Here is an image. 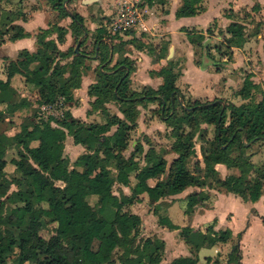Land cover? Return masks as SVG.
Wrapping results in <instances>:
<instances>
[{"label": "crops", "instance_id": "crops-1", "mask_svg": "<svg viewBox=\"0 0 264 264\" xmlns=\"http://www.w3.org/2000/svg\"><path fill=\"white\" fill-rule=\"evenodd\" d=\"M63 4L64 11H74L81 16L85 29L80 36L85 38L80 47L85 66L81 65L79 86L71 90V101L58 97L52 101V109L39 114L40 108L35 100L40 92L48 90L51 80L36 76L37 62H18L21 73L13 74L9 85L15 91V98L27 103L16 108L11 115L6 114V104L0 103V115H4L0 118V126L5 125L0 127V132L7 136L17 133L25 119L33 122L49 119L53 128L59 127L57 121L61 119L102 123L104 118L99 109L92 107L95 97L87 93V88L95 83L97 69L105 63L111 67L121 57L131 61L128 80L132 91L139 92L143 88L157 91L163 84L161 71L167 70L170 75H175L173 85L182 105L183 101L202 103L215 98L225 104L237 105L242 102L239 90L244 84L256 85L255 95L259 98L264 96V0H199L196 14L178 18L174 12L181 0H165L163 4H143L141 0H68ZM124 5L131 6L127 9L134 11L136 21L129 28L113 32L112 24ZM242 12L245 19L241 17ZM232 22L240 24L243 30L241 37L230 40L226 27ZM69 25L70 18L51 7L48 0H0V79L5 80L6 63L15 61L19 52L33 53L36 50L39 29L46 30L45 41L54 42L59 52L67 53V57L58 60L59 64L67 65L72 59L70 50L75 51V46L78 47ZM10 26L22 28L26 35L8 40L10 30L7 29ZM250 28L254 30L245 33ZM130 39L142 46L133 45ZM99 40L108 48L107 60L100 65L97 59ZM67 75L68 72L63 74L64 77ZM103 105L110 115L124 120L118 104L109 101ZM158 107L156 101L135 106V126L129 130L127 146L121 155L131 157L137 163V170L127 176L126 184L113 183L111 192L117 197L130 196L137 181L142 180L148 187H153L157 180L163 178L161 175L156 178L142 174L149 149L166 161V167L177 156L172 149L170 128L160 119ZM34 112L37 118L32 116ZM196 125L203 130L205 139L213 137L211 125L202 121H197ZM28 129L31 136L26 145L35 147L40 129L30 126ZM114 130L115 126H111L107 134ZM62 131L65 133L62 156L71 164L87 149L84 145L75 144L72 137ZM163 133L169 143L161 147L159 137ZM197 133L192 138L194 153L188 157L185 166L200 178V183L164 197L154 192H141L130 204L122 206L121 211L139 217L138 238L157 239L163 243L159 261L155 264H170L177 257L190 255L189 247L178 234L183 227L202 234L209 232L214 239L213 244L203 245L197 250L196 264H264V196H259L254 202L243 201L233 193L210 186L211 179L238 176L239 171L222 163L205 166L199 152L201 141ZM262 145L252 147L254 154L249 157L253 165L251 175L260 172L264 175V157L256 154ZM12 157L14 149L3 153L6 164L1 177L6 180L14 172V166L8 162ZM55 184L62 186L60 181ZM12 190L14 186L10 185L9 191ZM96 202L94 195L85 197L88 207H93ZM97 208L105 220L112 219L113 210L109 206L100 204ZM108 214L111 215L109 220L106 218ZM93 243L95 247L96 241ZM115 264L120 263L116 261Z\"/></svg>", "mask_w": 264, "mask_h": 264}, {"label": "trees", "instance_id": "trees-1", "mask_svg": "<svg viewBox=\"0 0 264 264\" xmlns=\"http://www.w3.org/2000/svg\"><path fill=\"white\" fill-rule=\"evenodd\" d=\"M48 1L51 7L70 18L69 28L74 42L78 41V47L76 51L70 50L71 61L61 65L58 60L67 57V53L59 52L54 42L45 41L46 30L39 29L36 50L33 53L19 52L15 61L6 63L5 80L0 79V103L6 104V114L11 115L16 108L27 103L23 99L18 101L9 85L11 76L21 73L17 66L20 61L37 62L36 76L51 80L48 90L40 92L35 100L39 108L58 97L71 101V90L79 86L84 65V56L80 51L85 40L80 37L85 32L82 18L74 11L63 10L62 4L68 0ZM141 1L143 4L165 2ZM198 2L181 0L174 16L196 14L199 11ZM2 12L7 15V12ZM7 30H10V41L26 35L18 26H10ZM58 30L63 33L62 29ZM242 30L243 27L235 22L226 27L230 40L241 37ZM129 42L142 46L133 39ZM107 51V46L99 40V65L107 60ZM262 51L264 55V41ZM130 70L131 61L126 57L117 59L111 67L105 63L96 70L95 83L88 86L87 93L95 97L91 105L99 109L104 118L102 123L61 119L57 121L59 127L53 128L49 119L35 122L25 119L17 133L7 136L0 132V264L157 263L163 243L157 239L138 238L139 217L122 212L121 208L130 204L141 192H154L164 197L178 193L188 185L200 183V178L185 166L188 157L194 153L192 138L195 132H198L201 141L199 152L205 166L222 163L239 171L238 176L211 179L210 186L233 193L243 201L254 202L259 196H264V175L261 172L251 175L253 165L249 162V157L254 154L252 147L264 143V96L255 98L256 85H243L239 90L242 102L237 105L225 104L215 98L202 103L197 100L183 101L180 106L178 90L173 85L174 74L162 70L163 84L157 91L143 88L136 92L129 88ZM65 72H68L66 77L63 76ZM109 101L120 106L124 120L107 112L103 104ZM152 101L158 103L160 119L170 128L172 149L177 156L166 167V161L149 149L142 174L156 178L161 175L163 178L157 180L153 187H148L142 180L137 181L131 188L130 196L117 197L111 192L113 183L126 184L127 176L137 170V163L131 157L121 155L127 146L129 130L135 126V106ZM38 113H41L40 110ZM32 116L37 118L36 112ZM2 117L4 115L1 114ZM197 121L212 126L213 137L210 140L205 139L203 130L197 128ZM29 126L40 129L35 147L26 145L31 136ZM111 126H115V130L107 134ZM62 129L75 144L84 145L87 149L71 164L62 156L65 136ZM8 149H14V157L8 161L14 166V172L6 180L1 177V172L6 164L3 153ZM262 163L264 165V160ZM56 181H60L62 186L56 185ZM10 185L14 186V190L9 191ZM87 195L97 197L93 207L85 203ZM100 204L113 210L110 221L102 217L97 208ZM47 225H51V231L45 238L40 231ZM178 234L189 247L190 255L177 257L170 264H196L197 250L214 243L209 232L202 234L183 227Z\"/></svg>", "mask_w": 264, "mask_h": 264}, {"label": "built area", "instance_id": "built-area-1", "mask_svg": "<svg viewBox=\"0 0 264 264\" xmlns=\"http://www.w3.org/2000/svg\"><path fill=\"white\" fill-rule=\"evenodd\" d=\"M135 21H136V14L134 13V11H132V9L124 8L122 11L118 13L117 18L114 20L112 24L111 30H113L114 32L115 29L129 28L135 23ZM180 106H182V104H180ZM52 108H53V103L44 104L40 106V112L46 113Z\"/></svg>", "mask_w": 264, "mask_h": 264}, {"label": "rangeland", "instance_id": "rangeland-1", "mask_svg": "<svg viewBox=\"0 0 264 264\" xmlns=\"http://www.w3.org/2000/svg\"><path fill=\"white\" fill-rule=\"evenodd\" d=\"M121 4L123 3V2H120ZM127 3V2H126ZM127 5H130V4H127ZM128 7H131V6H126V5H124L123 6V8L122 9H126V8H128ZM122 9L120 8V11H122ZM238 19L240 18V16H236ZM241 17L243 18V19H245V17H244V12H242L241 13ZM259 19V18H258ZM253 21H255V20H253ZM261 29V28H260ZM263 29V28H262ZM254 30V28H250L249 29V31H245V33H250V31H253ZM261 33V32H260ZM262 34H263V36H264V32H262ZM77 43V42H76ZM258 61H256V63H257ZM256 96V95H255ZM257 98H259V96L257 95L256 96ZM177 111H178V109H177ZM2 127H4L5 125L4 124H2L1 125ZM0 126V127H1ZM164 136H165V134L163 133V134H160V137L159 138H161V140H162V142L160 143V145H162L161 147H163V145H165V146H167V143H169V142H167V139H165L164 138ZM263 145H262V148L261 149H258V151H256V154H257V157H264V143H262ZM260 148V147H259ZM161 150V149H160ZM252 150H253V148H252ZM253 156H255V155H253ZM255 159V158H254ZM110 217H111V215L110 214H108V215H106V218L109 220L110 219ZM50 231H51V225H47L46 226V228H44V229H42L41 231H40V234L43 236V237H48V235L50 234Z\"/></svg>", "mask_w": 264, "mask_h": 264}, {"label": "water", "instance_id": "water-1", "mask_svg": "<svg viewBox=\"0 0 264 264\" xmlns=\"http://www.w3.org/2000/svg\"><path fill=\"white\" fill-rule=\"evenodd\" d=\"M76 48H77V46H75V49H74L75 51H76Z\"/></svg>", "mask_w": 264, "mask_h": 264}]
</instances>
